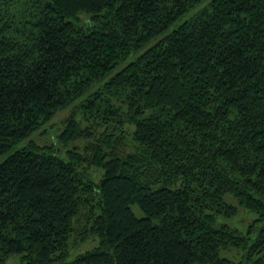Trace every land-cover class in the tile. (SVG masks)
<instances>
[{
	"label": "trees",
	"instance_id": "obj_1",
	"mask_svg": "<svg viewBox=\"0 0 264 264\" xmlns=\"http://www.w3.org/2000/svg\"><path fill=\"white\" fill-rule=\"evenodd\" d=\"M67 106L51 143L28 138ZM227 194L245 229L219 221ZM73 236L98 244L71 259ZM12 253L264 264V0H0V264Z\"/></svg>",
	"mask_w": 264,
	"mask_h": 264
},
{
	"label": "rangeland",
	"instance_id": "obj_2",
	"mask_svg": "<svg viewBox=\"0 0 264 264\" xmlns=\"http://www.w3.org/2000/svg\"><path fill=\"white\" fill-rule=\"evenodd\" d=\"M71 106H67L66 108L60 109L57 111L55 116L51 119L50 123L44 126V128L40 129L36 133H33L28 138H32L39 144L51 143L57 134L60 132L64 123L63 120L67 115L71 112ZM61 153L66 156V149L61 150ZM228 201L234 203L238 207V212L233 216H225L220 215L219 221L226 222L232 226H237L240 229H245L247 225L251 222V220L255 217V214L244 208L239 202L238 199L230 194L226 195ZM132 209L136 216H144V211L141 209L138 203L132 204ZM70 258H74L77 254L84 252L88 249H92L98 244V239L91 236L87 240H80L79 237H71L70 239ZM223 255L231 256L232 252L223 251ZM237 256L239 253H236ZM5 264H20V254L12 253L5 261Z\"/></svg>",
	"mask_w": 264,
	"mask_h": 264
}]
</instances>
